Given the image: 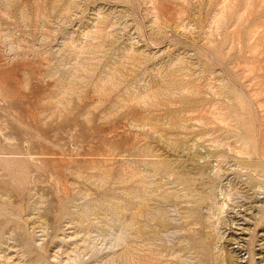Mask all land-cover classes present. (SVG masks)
I'll list each match as a JSON object with an SVG mask.
<instances>
[{
    "label": "rangeland",
    "instance_id": "374dc122",
    "mask_svg": "<svg viewBox=\"0 0 264 264\" xmlns=\"http://www.w3.org/2000/svg\"><path fill=\"white\" fill-rule=\"evenodd\" d=\"M0 264H264V0H0Z\"/></svg>",
    "mask_w": 264,
    "mask_h": 264
}]
</instances>
